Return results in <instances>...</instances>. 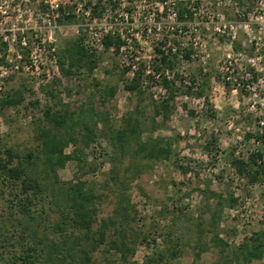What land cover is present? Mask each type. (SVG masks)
I'll return each mask as SVG.
<instances>
[{"label": "rangeland", "instance_id": "374dc122", "mask_svg": "<svg viewBox=\"0 0 264 264\" xmlns=\"http://www.w3.org/2000/svg\"><path fill=\"white\" fill-rule=\"evenodd\" d=\"M59 1L65 4L66 14L63 17L72 14L74 22L62 24L57 21L58 28L53 32L55 41L37 52L36 69L23 68L28 64L27 58H24L20 68L10 71L4 80L0 98L6 93L21 90L24 100L16 107L1 111L0 151L9 147L20 153L37 149V129L46 125L41 118L46 104L55 105L56 109L64 107L72 113L76 121L69 125L75 134L83 131L81 121L100 119L95 129L98 136L93 143L85 148L79 142L64 150L70 155L78 150L80 163L76 159L69 160L57 170L60 181H84L101 194L97 204L99 221L113 215L116 201L113 189L102 187L110 169L112 151L107 140L100 135L105 130L103 118L111 127L118 129L126 113L137 107V116L150 130L152 108L149 96L160 101L166 94L150 81L141 86L145 90L141 99L126 92L122 80L130 76L127 72L121 75L126 69L120 67V59L112 48L92 50L99 59L91 74L81 69L69 76L61 75L57 62L59 52L76 41L79 35L84 37V33L78 27L80 19L75 16L78 0ZM82 1L85 7L89 6L88 3L100 2L99 11L110 5L109 0ZM127 1L125 11L139 6L144 16L146 10L159 8L163 0H146L144 8L139 0ZM186 1L195 8L194 15L189 24L180 27L179 37L172 34L167 38L171 66L165 67L177 76V87L179 79H183V85L190 86L191 93L200 88L204 97L178 94L172 103L174 109L168 122L162 125L160 118H155L153 123L158 125L157 129L141 134L140 141L147 137L168 141L173 150L169 160L153 162L129 154L118 164L121 176L131 175L132 171L125 168L132 163L141 169L127 191L136 212L131 226L138 235L134 253L129 255L127 264L143 263L147 257L158 252L166 256L159 264H212L221 261L223 255L230 252V248L223 255L219 252V248L211 242L213 232L232 247L253 231L264 230V177L250 184L246 176L239 175L232 165V161L245 160L256 149L264 153V141L255 137L264 135V25L259 28L254 21V11L260 7L261 0H242L241 4L234 0ZM45 8L43 0H0V35L17 9L26 18L28 11L38 14L40 23L39 17ZM131 16L128 22L134 19L140 23L143 20L141 13H132ZM161 19L167 20L159 14L155 17V21ZM24 25L29 28L24 32L29 40L35 33L29 27L32 22L19 24V27ZM158 38L149 37L148 43L142 39L136 41L132 61L139 69L150 63L153 49L162 37ZM0 43L4 44L1 40ZM235 44L239 45L236 50ZM6 48L5 45L4 57ZM51 48L53 57L48 51ZM50 59H54L55 63ZM136 72L141 73L140 70ZM246 73L250 78L243 79ZM234 80L242 81V84L236 87ZM108 87H115V94L103 102L105 88ZM48 91L52 95L46 94ZM14 191L13 186L0 183V242L4 235L8 240L7 246L0 244V263L7 259L10 261L22 244L24 247L32 245L36 237L44 235L58 240V234L52 228L56 216L45 205L42 212L39 209L34 212L32 226L35 228L34 223H39L37 235L32 237L28 232L23 233L25 239L21 242V226L17 222L21 218L10 208ZM211 193L224 199L229 196L237 199L232 208L223 203L214 228L210 226V214L216 204ZM110 234L111 231H108ZM198 241L206 243L208 249L196 259ZM176 242L179 252L171 258L168 246ZM107 260L124 264L116 252H107L104 244L92 253L90 264H105ZM250 264H264V260Z\"/></svg>", "mask_w": 264, "mask_h": 264}, {"label": "trees", "instance_id": "16d2710c", "mask_svg": "<svg viewBox=\"0 0 264 264\" xmlns=\"http://www.w3.org/2000/svg\"><path fill=\"white\" fill-rule=\"evenodd\" d=\"M234 1L237 4L242 3V0ZM90 4L88 3V5ZM99 7L100 2L93 5V16L99 15ZM190 8L191 6L186 0L176 2L175 9L179 22L185 24L192 19L193 12ZM74 19V15L70 14L64 16L59 22L69 24L74 22ZM82 40L83 35H79L76 41L59 52L57 62L61 75L69 76L81 69H85L88 74H91L96 69L99 57L95 52L86 49L82 45ZM238 46L235 44L234 49L236 50ZM4 47L5 44L0 43V65L4 63ZM102 47L103 50L112 48L114 52H117L119 41L108 36L103 40ZM157 52L160 53L158 50ZM185 57L187 58V54ZM155 65V70L166 69V65L170 67V55L161 54L158 60L159 66ZM126 70L121 72L122 76ZM175 78L177 76H174V80L170 82L163 81L161 83L166 96L160 101L152 99V95L149 96L152 123L155 118H160L162 125L168 122L174 109L172 103L178 94H193L197 98L204 97L203 90L200 88L195 93H191V87H185L183 79H179L180 85L177 87ZM122 83L126 92L139 99L145 94V90L141 87L142 74L139 72L134 73L131 79L122 80ZM191 83L194 81L191 80ZM115 90V87L105 88L103 102L110 100L114 96ZM46 94L52 95L49 91ZM23 100L24 96L21 90L6 93L0 98V114L3 109L16 107ZM137 112V107L133 111L127 112L118 129L111 127L106 118H103L102 121L105 130L100 135L107 140L112 149L109 156L110 169L102 187L112 188L116 197L113 215L108 219L97 221V204L102 196L94 191L92 185H87L84 181L62 182L57 175V170L63 168L67 161L76 159L80 163L81 157L78 150H75L73 155L65 154L64 150L70 145L76 146L79 142L85 148L93 143L98 136L95 129L97 122L101 121L100 119L81 121L83 131L75 134L69 125L76 121L72 113H68L64 107L56 109L55 105L46 104L42 108L41 117L46 125L37 129V149H28L26 152L20 153L9 147L0 151V183L9 184L15 189L10 208L13 214H18L21 218L17 221L21 226V233H19L21 242L23 243L25 239L23 233L28 232L32 237L37 235L39 223H34L35 228L32 226L35 219L34 212L37 209L42 212L45 205L56 216L52 228L58 234L57 241L43 235L39 238L36 237L32 245L24 247L22 244L20 251L12 255L10 261L7 259L0 264H16L18 261L17 264H90L92 253L103 244L106 245L107 252H116L122 263H128L129 255L134 253L138 235L131 226L136 212L130 203L127 191L130 182L138 177L141 169L137 164L132 163L125 168V170L132 171L131 175L121 176L118 164L129 154L153 162L169 160L173 155L171 144L166 140L147 137L144 141H140L142 133L154 131L158 125L151 123V129H147L144 121L137 116ZM189 113L192 114L191 111ZM255 137L264 141V135ZM232 165L239 175L246 176L247 182L250 184L259 182L264 177V153L260 149L250 152L245 160L232 161ZM211 197L216 204L210 214V226L214 228L224 206L223 203L225 202L228 208H232L237 203V199L231 196L224 199L216 193H211ZM95 224L96 228L94 229ZM108 231H111L110 235H108ZM211 242L219 248L222 255L230 248L229 254L223 255L221 261L212 264H250L253 261L264 260V230L253 231L239 244L232 247L214 232ZM0 244L2 247L7 246L6 235L1 239ZM176 245L177 242L168 246L171 258H175L179 252ZM196 248V259L208 249L206 243L200 241L196 242ZM163 258L166 256L158 252L147 257L140 264H159ZM105 264H115V262L107 260Z\"/></svg>", "mask_w": 264, "mask_h": 264}, {"label": "built area", "instance_id": "2783aa9c", "mask_svg": "<svg viewBox=\"0 0 264 264\" xmlns=\"http://www.w3.org/2000/svg\"><path fill=\"white\" fill-rule=\"evenodd\" d=\"M82 2V0H78L75 3V16L80 19L78 27L84 33L82 45L92 51L102 47L103 40L108 36L117 39L119 41L117 55L120 59V67L127 69L126 72L130 76L129 79L133 77L137 70H140L143 77V86L147 84V81H150L153 84H157L158 88L164 91L160 82L174 80L173 73L168 69L155 70L154 63L158 64L161 54L168 55L169 40L167 38L172 36V34L175 37H179L181 34L180 27L189 24V22L184 24L177 20L175 4L178 1L163 0L159 8L152 7L150 10H146V15L144 16L139 6L134 7L132 11H125L124 7L128 4L127 0H109L110 5L102 7L97 16L92 14L94 2H91L88 7H85ZM139 2L143 3L142 8H144L147 1L139 0ZM43 3L46 8L45 12L39 17L40 23L37 20L38 14L28 11L26 18L20 9H17L13 19L7 21L8 27L2 30L0 40L3 41L7 48L4 63L0 65V92L3 90L4 80L9 72L18 70L24 58H27L28 64L23 66V68L35 67L36 69L37 52L46 46L49 47L55 41L53 32L58 28L57 21L66 14L64 12L65 4L59 0H43ZM259 5L260 7L254 11V21L260 28V26L264 25V0H261ZM190 10L194 15L195 8L191 7ZM132 13H141L142 22L138 23L134 19L128 22V19L132 18ZM158 14L166 17L167 20L155 21V17ZM28 22H32L29 27L35 32L29 40L26 39L24 33L29 28L26 25L19 27V24H28ZM0 23L2 22L0 21ZM37 30L38 32L36 33ZM17 34L18 36H16ZM149 37H156V40H159L158 37L162 38L153 49V57L149 61L150 63H146L139 69L132 61L135 43L140 41V39L148 43ZM163 37H165V40H163ZM48 51L51 52V57H53V48ZM134 59L136 60L137 57H134ZM50 62L55 63V60L50 59ZM248 77L250 78V75L246 73L243 79ZM233 83L238 87L242 84V81L234 80Z\"/></svg>", "mask_w": 264, "mask_h": 264}]
</instances>
